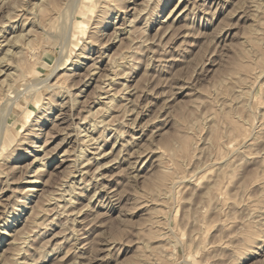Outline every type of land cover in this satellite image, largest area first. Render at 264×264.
Wrapping results in <instances>:
<instances>
[{
	"label": "rangeland",
	"instance_id": "obj_1",
	"mask_svg": "<svg viewBox=\"0 0 264 264\" xmlns=\"http://www.w3.org/2000/svg\"><path fill=\"white\" fill-rule=\"evenodd\" d=\"M1 41L0 264H264V0H0Z\"/></svg>",
	"mask_w": 264,
	"mask_h": 264
},
{
	"label": "bare ground",
	"instance_id": "obj_2",
	"mask_svg": "<svg viewBox=\"0 0 264 264\" xmlns=\"http://www.w3.org/2000/svg\"><path fill=\"white\" fill-rule=\"evenodd\" d=\"M67 2H68V1H67ZM67 2H66V3H67ZM66 3H65V4H66ZM54 4H55V2H54ZM69 5H70V4H69ZM69 5H65V6H69ZM70 6H71V5H70ZM70 6H69V7H70ZM69 7H68V8H69ZM104 7H105V6H104ZM23 8H24V7H23ZM62 8H63V7H62ZM62 8H61V9H62ZM68 8H67V11L69 10ZM63 9H64V8H63ZM110 10H111V9H110ZM64 11H65V9H64ZM26 12H27V11H26ZM64 13H65V12H64ZM64 13H63V14H64ZM66 13H67V12H66ZM127 13H128V12H127ZM15 14H16V13H15ZM17 15H18V14H17ZM22 15H23V14H22ZM22 15H21V16H22ZM64 15H66V14H64ZM14 16H15V15H14ZM102 16H103V15H102ZM24 17H25V16H24ZM69 17H70V15H69ZM99 17H100V16H99ZM16 18H17V17H16ZM64 18H66V16H65ZM67 18H68V17H67ZM66 20H68V19H66ZM22 21H23V20H22ZM131 22H132V21H130V23H131ZM96 27H98V26L96 25ZM63 28H65V27L63 26ZM123 28H125V26H124V27H123V26H122V27H119V28H117V29H119V30H123ZM6 31H7V30H6ZM92 32H93V30H92ZM127 33H128V32H127ZM4 35H5V34H2V36H4ZM6 35H7V34H6ZM24 35H25V34H24ZM24 35H23V33H17V35L15 36V37H16L15 39H12L11 37H7V38H6L7 41H5L4 44H6V42H7V44H8V43H10V44H11V43H12V44H16V41L19 40L20 36L23 38ZM27 35H28V34H27ZM27 35H26V36H27ZM26 36H25V38H26ZM5 37H6V36H5ZM90 38H91V36H90ZM3 39H5V38H3ZM4 44H2V41H1V44H0V45L3 46ZM28 44H29V43H28ZM3 47H4V46H3ZM66 51H67V50H66ZM66 51H64V52L66 53ZM5 52H6V51H5ZM64 52H63V53H64ZM244 52H245V51H244ZM65 53H64V54H65ZM83 54H84V53H82L81 55H83ZM241 54H242V53H241ZM241 54H240V55H241ZM62 56L64 57L63 54H62ZM87 56H88V55H87ZM66 57H67V56H66ZM2 59H3V58H2ZM80 59H81V58H80ZM80 59H79V61H80ZM66 61H67L66 58H62V57H61V58L59 59V61L57 62V64H55L56 66L54 65V66H55V67H54V70H53V69H51V70H53L54 73H55L57 70L64 68L65 66H61V65L65 64ZM70 61H71V60H70ZM238 63H239V62H238ZM82 64H83V63H82ZM0 66H1V65H0ZM112 66H113V65H112ZM93 67H94V66H93ZM68 69H71V67L68 68ZM0 71H2V70L0 69ZM89 72H90V71H89ZM9 73H11V72H9ZM9 73H8V76H9V75L13 76L12 74H9ZM91 73H92V72H91ZM66 74H67V73H66ZM89 75H90V74H89ZM91 75H92V74H91ZM8 76H7V77H8ZM238 76H239V75H238ZM238 76H237V77H238ZM91 77H92V76H91ZM91 77L88 76V78H91ZM5 79H6V78H5ZM114 79H115V77H114ZM241 79H242V78H241ZM8 80H9V79H8ZM57 80H58V79H57ZM237 80H238V79H237ZM36 81H37V80H36ZM41 81H42V80H40L39 83H41ZM85 81H87V80H85ZM37 82H38V81H37ZM88 82H89V81H88ZM88 82H87V83H88ZM9 83L11 84V82H9ZM28 84H29V83H28ZM31 84H32V83H31ZM123 84H124V83H123ZM33 85H34V83H33ZM38 86H39V85H38ZM36 87H37V85H36ZM50 87H54V86H53L52 84H48V85H47V88H50ZM8 88H10V87H8ZM34 88H35V86H34ZM25 89H26V88H25ZM27 89H28V87H27ZM81 90H82V89H81ZM107 91H108V89L105 90V92H107ZM15 92H16V91H15ZM103 93H104V92H103ZM6 94H7V93H6ZM105 94H106V93H105ZM8 95L11 96L12 94L8 93ZM18 95H19V94H18ZM62 95H63V94H62ZM121 95H122V94H121ZM16 96H17V95H16ZM104 97H105V96H104ZM114 97H115V94L113 95V97L110 98L109 101L106 102V104L104 105V106H105L104 109H108V107H109L111 101H113V98H114ZM122 97H123V96H122ZM6 98H7V97H6ZM9 99H10V98H9ZM12 99H13V98H12ZM12 99H11V102H12ZM122 99H123V98H122ZM49 100H50V99H49ZM11 102H10V103H11ZM121 103H122V102H121ZM11 104H12V103H11ZM113 104H114V103H113ZM113 104H111V105H113ZM118 106H120V104H118ZM123 107H124V106H123ZM47 110H48V109H47ZM98 110L100 111L101 109L99 108ZM101 112H102V111H101ZM104 113H105V112H104ZM43 114H44V113H43ZM102 114H103V112H102L100 115H102ZM103 115H104V114H103ZM43 116H44V115H43ZM43 116H42V117H43ZM104 116H105V115H104ZM61 118H62V117H61ZM98 136H99V135H98ZM65 139H66V138H65ZM96 139H97V138H96ZM168 141H169V140H168ZM168 141H167V142H168ZM168 143H170V142H168ZM183 144H184V143H183ZM87 146H90V145H87ZM168 146H169V144H168ZM82 148H83V147H82ZM82 148H81V149H82ZM100 148H101V147H100ZM87 149H88V148H87ZM84 150H85V149H84ZM82 151H83V149H82ZM83 152H84V151H83ZM93 153H94V152H93ZM103 154H104V153H103ZM88 158H89V160H88ZM90 158H91V157H87V161H88V163H89V162H92V161H90ZM92 158H93V157H92ZM96 158H97V157H96ZM83 159H84V158H83ZM63 160H64V159H63ZM97 161H98V160H97ZM93 162H94V161H93ZM84 163H85V162H84ZM84 163H83V164H84ZM90 164H91V163H90ZM98 167H99V166H98ZM98 167H97V168H98ZM37 171H38V170H37ZM179 172H180V171H179ZM40 175H41V174H39V176H40ZM172 176H173V174H172L171 176H168V175H162L161 179H162V181H164V183H166L169 179H171ZM97 177H98V176H97ZM130 177H131V176H130ZM175 177H176V176H175ZM38 178H39L38 175H36V178H34V179L32 180V182H31V183L34 185V187H31V186H30V187H27V188H26V191H27V189H28L29 191H30V190H35V189H37V188H35V186H36L35 183H36L37 181H39ZM137 178H138V177H137ZM37 179H38V180H37ZM184 179H185V178H184ZM149 180H150V179H149ZM153 180H154V179H152L151 181H153ZM161 183H162V182H161ZM32 184H31V185H32ZM167 185H169V182H168ZM158 186H159V185H158ZM171 186H172V185H171ZM171 186H170V187H171ZM103 187H104V186H103ZM172 187H173V186H172ZM31 192H32V191H31ZM31 192H30V193H31ZM28 193H29V192H28ZM32 193H33V192H32ZM69 193H70V192H69ZM24 194H25V193H24ZM70 194H71V193H70ZM72 194H73V193H72ZM27 195H28V194H26L25 196H27ZM92 197H93V195H92ZM69 198H70V197H69ZM70 200H71V199H70ZM65 202H66V201H65ZM72 202H73V201H72ZM65 204H66V203H65ZM44 218H45V217H44ZM48 219H49V217H48ZM9 225H10V224H9V221H8V218H7V219L4 221L3 227H4V228H8ZM31 226H32V225H31ZM3 232H5V229H3ZM20 249H21V248H20ZM106 249H107V248H106ZM18 250H19V249H18ZM144 259H145V258H144ZM18 260H19V259H18ZM146 260H147V259H145V261H146ZM19 261H20V260H19ZM145 261H144V262H145ZM27 262H28V261H27ZM144 262H143V263H144ZM145 263H146V262H145ZM145 263H144V264H145ZM148 263H149V262H148ZM146 264H147V263H146Z\"/></svg>",
	"mask_w": 264,
	"mask_h": 264
}]
</instances>
